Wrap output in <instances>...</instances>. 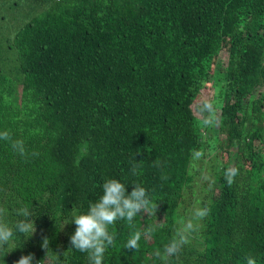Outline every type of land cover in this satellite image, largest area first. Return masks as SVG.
Listing matches in <instances>:
<instances>
[{"label": "trees", "instance_id": "16d2710c", "mask_svg": "<svg viewBox=\"0 0 264 264\" xmlns=\"http://www.w3.org/2000/svg\"><path fill=\"white\" fill-rule=\"evenodd\" d=\"M4 131L25 153L0 139V206L10 225L28 206L36 232L0 264H89L71 221L107 179L140 184L158 210L117 221L104 264H162L155 252L205 205L168 264H264V0H0ZM149 226L139 251L123 248Z\"/></svg>", "mask_w": 264, "mask_h": 264}, {"label": "clouds", "instance_id": "9594fccd", "mask_svg": "<svg viewBox=\"0 0 264 264\" xmlns=\"http://www.w3.org/2000/svg\"><path fill=\"white\" fill-rule=\"evenodd\" d=\"M202 110L209 113L215 111L213 105L210 103H206ZM210 122L207 119L204 121L205 124H209ZM0 139L12 141L11 134L8 131L0 133ZM11 147L21 155L25 153L22 140L12 141ZM200 155V153H197L196 157L199 158ZM136 161L138 162L133 163L131 167L133 175H139L142 168V164L139 162L142 160L136 159ZM154 166L162 167V163L154 161ZM237 175V168H227L224 172L226 183L231 186ZM167 178V176H162V179ZM132 185L134 187L129 194L124 183L118 179H107L102 185L103 194L100 198L96 202L91 203L85 213L75 215L72 218L71 222L75 223L76 229L70 237L71 248L87 253L89 264H104L105 253L116 244V234L114 231H110V228L117 221L124 220L127 222L129 228H134L133 221L138 215L156 216L158 203L152 199L143 186L138 183ZM13 212L15 216L22 217V219H18L14 225H10L7 220L10 214L9 209L0 206V251H3L4 256L16 249L13 247L11 251L8 250L17 233L24 235L28 239L36 232V226L34 220L31 219L32 213L28 206L15 208ZM209 215L210 208L207 205L196 207L191 212L190 218L180 222L181 226L177 229L172 240L165 245L163 253L159 250L155 252V255L162 261V264H168L170 257L181 252L183 246L190 242L193 235L199 233L201 228L200 222ZM155 231V226L131 231L123 248L139 251V242L142 237L148 239ZM41 247L47 250V258L48 252L51 251L47 237L43 238ZM57 258L59 259L58 255ZM33 259V254L24 255L15 264H32ZM43 261H39L38 264H43ZM247 264H256V260L253 257H248Z\"/></svg>", "mask_w": 264, "mask_h": 264}]
</instances>
